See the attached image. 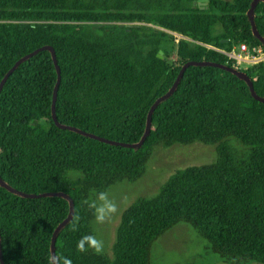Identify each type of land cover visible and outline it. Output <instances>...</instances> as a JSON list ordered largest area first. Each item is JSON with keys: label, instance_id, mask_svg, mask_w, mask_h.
<instances>
[{"label": "trees", "instance_id": "obj_1", "mask_svg": "<svg viewBox=\"0 0 264 264\" xmlns=\"http://www.w3.org/2000/svg\"><path fill=\"white\" fill-rule=\"evenodd\" d=\"M198 1L0 0V82L25 56L51 47L60 71L59 126L126 145L141 141L153 104L186 63L236 69L264 99V63L241 69L218 52L243 43L264 51L248 16L254 0H207L204 9ZM252 21L264 40V0ZM216 24L223 29L218 38ZM160 51L164 60L155 65ZM57 77L43 50L5 81L0 178L25 195L58 193L73 201L72 219L56 236L58 264H150L152 244L179 223L224 264H264V103L244 80L189 66L153 110L143 145L130 149L59 130L52 120ZM195 142L215 147V163L178 170L155 196L136 199L121 214L111 256L95 252L91 223L107 189L137 182L156 147ZM68 209L64 197L24 198L0 186L3 264H53L52 237Z\"/></svg>", "mask_w": 264, "mask_h": 264}, {"label": "rangeland", "instance_id": "obj_2", "mask_svg": "<svg viewBox=\"0 0 264 264\" xmlns=\"http://www.w3.org/2000/svg\"><path fill=\"white\" fill-rule=\"evenodd\" d=\"M214 28L213 34L219 35ZM163 42L162 49H169ZM169 60H175L170 53ZM162 59H155L160 65ZM245 69L246 67L240 66ZM235 148H245L235 140L229 141ZM217 159L214 146L198 142L189 145H174L169 148L156 147L147 163L143 176L135 183L121 182L107 189L97 203L95 217L91 223L93 250L111 256V248L121 214L138 198H151L176 171L189 167L212 165ZM150 264H224L219 257L206 250V242L194 230L183 223L175 225L159 237L150 248Z\"/></svg>", "mask_w": 264, "mask_h": 264}, {"label": "water", "instance_id": "obj_3", "mask_svg": "<svg viewBox=\"0 0 264 264\" xmlns=\"http://www.w3.org/2000/svg\"><path fill=\"white\" fill-rule=\"evenodd\" d=\"M258 1H262V0H254L251 4V8H250V11L248 13V16L250 18V25H251V29H252V34L255 38H257L264 46V40L259 36L254 24H253V21H252V12H253V9L256 5V3ZM207 4V0H201V1H198V7L200 9H204L205 6ZM43 50H46V51H49L51 53V56H52V59H53V63L55 65V69L57 71V83H56V86H55V89H54V92H53V96H52V120H53V123L54 125L60 130H69V131H74L76 133H79L81 135H84V136H87L89 138H92V139H96L97 141H100V142H104V143H107V144H113V145H118V146H121V147H124V148H130V149H135V148H140L145 139L149 136V132H150V127H151V114L153 112V110L164 100H166L174 91L179 79L182 77V75L184 74L185 70L189 67V66H206V65H209V66H213V67H217V68H221V69H224L228 72H231V73H234L235 75H237L240 79L244 80L248 87H249V91H250V94L252 96V98L257 101V102H260V103H264V99H261L259 98L258 96H256L254 90H253V86L250 82V80L247 78V76L236 70V69H231V68H225V67H222L220 65H217V64H210V63H194V62H189V63H186L181 69H180V72L173 84V86L171 87V89L161 98H159L152 106L149 114H148V118H147V123H146V129H145V133L143 135V137H141V141L136 144V145H126V144H117V143H113L111 141H108V140H105V139H102V138H99V137H96V136H93V135H89V134H86V133H83V132H80L76 129H73V128H68V127H64V126H59L57 120H56V117H55V98H56V91H57V88H58V85H59V82H60V71H59V68L57 66V63H56V59H55V54H54V51L52 50L51 47H43L41 49H38L36 51H34L33 53L25 56V58L21 59L20 61H18L8 72L7 74L4 76L3 80L0 82V92L3 88V85L5 83V81L7 80V78L10 76V74L12 73V71L23 61H25L26 59L30 58L31 56L37 54L38 52L40 51H43ZM162 56H163V53L160 51L159 54L157 55V59H162ZM0 186L5 188L7 191L11 192V193H15V194H18L24 198H41V197H44V196H61V197H64L68 202H69V213H68V216L67 218L56 228V230L54 231V234H53V237H52V244L50 245L51 246V261L53 264H58V261H57V258L55 256V241H56V236L58 234V232L63 228L65 227L69 222L70 220L72 219V216H73V201L65 196V195H61V194H58V193H55V194H44V195H38V196H33V195H25V194H22L20 192H17L11 188H9L8 186H6L4 184V182L1 180L0 178ZM0 263L3 264V259H2V253H1V247H0Z\"/></svg>", "mask_w": 264, "mask_h": 264}, {"label": "built area", "instance_id": "obj_4", "mask_svg": "<svg viewBox=\"0 0 264 264\" xmlns=\"http://www.w3.org/2000/svg\"><path fill=\"white\" fill-rule=\"evenodd\" d=\"M238 50L232 49L230 52L218 51L233 61L236 67L253 66L264 63V51L260 47L249 48L246 44H240Z\"/></svg>", "mask_w": 264, "mask_h": 264}, {"label": "crops", "instance_id": "obj_5", "mask_svg": "<svg viewBox=\"0 0 264 264\" xmlns=\"http://www.w3.org/2000/svg\"><path fill=\"white\" fill-rule=\"evenodd\" d=\"M216 25L219 26V28H220V33H219V35H216V36H215V35L212 34V29H211V34H212V36H213L214 38H218V37H220V36L223 34V29H222L221 25H220V24H216ZM235 50L237 51L238 48H235Z\"/></svg>", "mask_w": 264, "mask_h": 264}]
</instances>
